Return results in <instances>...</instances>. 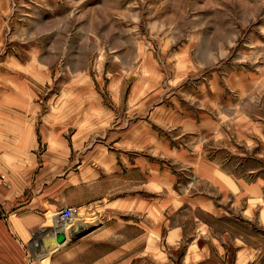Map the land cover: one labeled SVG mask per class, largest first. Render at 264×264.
<instances>
[{"label": "rangeland", "instance_id": "rangeland-1", "mask_svg": "<svg viewBox=\"0 0 264 264\" xmlns=\"http://www.w3.org/2000/svg\"><path fill=\"white\" fill-rule=\"evenodd\" d=\"M222 67L225 73L232 69L264 73V0H0V102L20 103L14 91L18 86L28 87L23 94L30 91L28 95H35L21 101L38 103L40 115L51 109V102L67 104L65 136L73 158H77L78 149L86 155L116 151L114 143L90 139L106 127L99 123L101 111L93 108L95 103L111 108L109 115L115 116L110 118L111 126L131 118L136 122L149 115L160 99L168 105L188 102L191 95L195 96L196 78ZM214 78L220 82L219 77ZM231 91L227 88L225 94L243 105L241 112L246 119L261 116L264 121V92L244 96L242 91H238L240 95ZM205 107L210 114L205 119L219 124L220 112ZM232 111H221L227 115L225 122L231 131L236 126ZM166 131L174 138V132ZM80 132L85 134V143L78 138ZM201 133L206 139L205 132ZM230 134L224 141L236 146L237 137ZM48 150L49 144L40 141L38 155ZM234 151H239L235 155L243 160L240 166L246 172L264 165V159L258 160L257 150ZM261 170L264 172V168ZM0 176L6 181L3 187H8L9 181L1 171ZM125 178L105 176L101 182L102 204L120 202L137 191L127 186ZM79 199L73 197L75 207ZM198 215L188 207L171 218L167 213V227L161 233L150 218L148 238L141 237L135 225L118 229L109 239L105 237L92 255L97 257L100 251L103 264H264L261 221L234 225L215 220V234L229 231L231 239L224 243L210 237L198 249L194 237ZM129 216L121 215L123 219L112 222L124 226ZM107 217L100 215L97 223H91L92 215L79 210L67 232L78 223L91 230L88 234L94 232V226L111 227ZM168 219H173V224L169 225ZM174 225L185 228L182 238L168 237ZM237 237L249 250L241 262ZM213 241L222 245L215 246Z\"/></svg>", "mask_w": 264, "mask_h": 264}, {"label": "crops", "instance_id": "crops-1", "mask_svg": "<svg viewBox=\"0 0 264 264\" xmlns=\"http://www.w3.org/2000/svg\"><path fill=\"white\" fill-rule=\"evenodd\" d=\"M214 77H219L220 82L216 83ZM196 80L191 100L168 105L165 99H160L149 115L136 122L131 118L111 126L110 118L115 117L109 115L111 108L105 103H95L93 108L101 111L99 123L106 127L90 139L114 143L116 151L86 155L78 149L77 158L72 157L65 136L68 105L51 102V109L40 115L38 103L21 101L34 98L35 95H28L30 91L23 94L28 87L14 86L20 103L0 102V171L9 181L8 187L0 188V264H103L100 251L97 257L92 254L105 237L109 239L118 229L135 225L141 237L148 238L150 218L161 233L167 227L166 214L171 218L186 207L199 214L194 234L198 249L210 237L224 243L231 239L229 231L215 234L212 227L215 220L244 224L256 219L264 224V172H261L264 165L259 164L260 170L246 172L240 166L243 160L235 155L239 151H234L257 150L258 160L264 159V121L261 116L246 119L241 112L243 105L231 101L229 91L225 94L227 88L238 95L241 94L238 91L244 96L262 94L264 73L241 69L225 73L222 67ZM205 105L220 112L219 124L205 119L210 115ZM225 108L234 109L236 126L232 131L225 122L227 115L221 112ZM85 109L83 104L82 110ZM169 129L174 138L167 133ZM83 132L78 138L85 143ZM201 132H205L206 139L201 138ZM231 132L237 137L236 146L224 141ZM40 141L49 144V150L41 156L36 151ZM214 143L218 148L212 146ZM107 175L114 180L125 175L127 186L137 191L120 202L102 204L101 182ZM75 195L81 197L76 207L92 215L91 223H97L100 215H108L106 221L111 227L101 226L99 230L94 226L93 233L71 238V232L67 231L72 224L60 219L58 213L66 207H75ZM121 215L131 216L124 226L113 224V220L123 219ZM167 222L173 224V219ZM77 225L87 230L84 225ZM184 231L183 225H174L168 237L180 239ZM60 232L66 234L67 240L52 248L50 243ZM235 240L241 262L249 250L240 237Z\"/></svg>", "mask_w": 264, "mask_h": 264}, {"label": "water", "instance_id": "water-1", "mask_svg": "<svg viewBox=\"0 0 264 264\" xmlns=\"http://www.w3.org/2000/svg\"><path fill=\"white\" fill-rule=\"evenodd\" d=\"M91 230H82L80 226H75L71 230V238L78 239L85 235H87ZM67 240V236L64 232H60L57 234L56 239L54 241H51V247L54 248L56 245H60L64 243Z\"/></svg>", "mask_w": 264, "mask_h": 264}, {"label": "built area", "instance_id": "built-area-1", "mask_svg": "<svg viewBox=\"0 0 264 264\" xmlns=\"http://www.w3.org/2000/svg\"><path fill=\"white\" fill-rule=\"evenodd\" d=\"M6 185L5 178L0 176V188ZM79 215V210L76 207H66L61 212L58 213V216L63 221L72 223V221Z\"/></svg>", "mask_w": 264, "mask_h": 264}, {"label": "bare ground", "instance_id": "bare-ground-1", "mask_svg": "<svg viewBox=\"0 0 264 264\" xmlns=\"http://www.w3.org/2000/svg\"><path fill=\"white\" fill-rule=\"evenodd\" d=\"M77 218V217H76ZM76 218L74 219V220H76ZM56 247H57V245H56Z\"/></svg>", "mask_w": 264, "mask_h": 264}]
</instances>
